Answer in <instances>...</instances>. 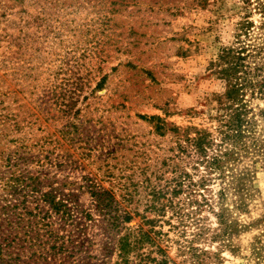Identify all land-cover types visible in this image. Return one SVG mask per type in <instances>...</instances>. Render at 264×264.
<instances>
[{
    "label": "rangeland",
    "instance_id": "374dc122",
    "mask_svg": "<svg viewBox=\"0 0 264 264\" xmlns=\"http://www.w3.org/2000/svg\"><path fill=\"white\" fill-rule=\"evenodd\" d=\"M255 7L0 0V264H124L116 240L138 227L177 264H264V150L239 165L248 168L249 192L245 210L227 198L228 233L215 215V176L203 192L214 211L171 194L181 171L194 181L204 171L179 143L187 129L215 132L221 50L264 44ZM251 106L258 112L264 101ZM257 126L264 139V117ZM104 191L129 222L112 225L97 206ZM49 192L63 202L58 210L44 199ZM156 192L161 212L151 208ZM155 248L141 249L144 264L162 258Z\"/></svg>",
    "mask_w": 264,
    "mask_h": 264
},
{
    "label": "trees",
    "instance_id": "16d2710c",
    "mask_svg": "<svg viewBox=\"0 0 264 264\" xmlns=\"http://www.w3.org/2000/svg\"><path fill=\"white\" fill-rule=\"evenodd\" d=\"M255 2L256 10L264 19V0H255ZM247 25L249 26V22ZM245 35L250 34L245 32ZM214 67V73L224 87V92L216 96L215 132L212 133L207 128L187 129L180 137L186 146L179 143L180 150L190 162L194 163L195 169L203 166L204 171L197 181L191 179L185 171H181L171 194L178 196L181 192L187 193L190 204L196 203L198 208L208 205L214 211L211 198L203 192L205 190L209 192L208 183L212 180L211 175L215 176L220 183V189L216 194L219 208L215 215L225 227L224 232L228 233L227 198L235 197L233 203L238 204L236 207L245 210L244 198L249 192L248 168L244 167L241 170L239 165L243 163L244 166V158L255 159L264 150V139L260 138L262 131L257 126V116L264 117V108L255 112L251 106L253 99L264 101V44L252 45L243 42L238 46L223 48ZM161 194V192L154 193L151 205L153 210H157L154 202H159ZM198 195L202 199L201 202L196 199ZM43 196L57 210L63 205L62 201L54 199L51 192ZM96 200L97 206L109 214L113 226L114 222L120 219L127 222L131 220L129 212L121 215L116 213L118 212L116 206L113 209V205L118 202L111 192L96 193ZM170 202L172 203V200H168V203ZM161 207L164 208L165 204L161 203ZM113 210L115 215L111 214ZM157 211L161 212L162 209ZM146 223L152 222L146 220ZM147 244L155 245L154 252L163 255L160 260L153 258L152 261L157 264H177L171 261L166 250L159 246L150 231L141 227L128 228L116 240L115 247L124 264L129 263V257L132 255L140 259L139 264H144L143 260L146 258L140 251Z\"/></svg>",
    "mask_w": 264,
    "mask_h": 264
}]
</instances>
